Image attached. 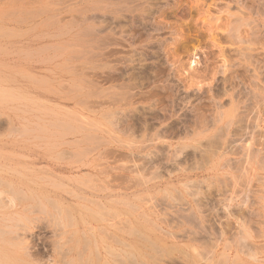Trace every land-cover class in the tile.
<instances>
[{"label": "rangeland", "instance_id": "rangeland-1", "mask_svg": "<svg viewBox=\"0 0 264 264\" xmlns=\"http://www.w3.org/2000/svg\"><path fill=\"white\" fill-rule=\"evenodd\" d=\"M122 1L0 0V182L33 189L0 185V264H14L25 205L42 226L34 264L68 263L73 243V264H264V0L222 4L244 18L220 27L242 42L210 60L209 37L178 34L203 16L186 18L194 0ZM149 2L157 46L141 30L129 48L132 14L111 10ZM197 135L210 140H185Z\"/></svg>", "mask_w": 264, "mask_h": 264}, {"label": "bare ground", "instance_id": "bare-ground-1", "mask_svg": "<svg viewBox=\"0 0 264 264\" xmlns=\"http://www.w3.org/2000/svg\"><path fill=\"white\" fill-rule=\"evenodd\" d=\"M108 1H110V0H108ZM116 1H118V0H116ZM120 1V0H119ZM130 0H123L122 2H120V4H122V5H125V3H128ZM176 1V0H175ZM226 1H228V0H194L193 2L192 1H189V2H186V3H183L182 5L183 6H185V8H187V11H186V18H188V17H190V15L193 13V12H196V13H198V15L200 14V15H203V16H201V17H199L198 19H191L190 21H188V23H186V26H184V27H182V30L180 31V32H178V34L179 35H184V34H186L188 37L186 38V39H189V38H192V39H204L205 37H209L210 39L208 40L209 42H212L214 45V48H213V50H210L209 52H207L208 53V55H211L210 57H208V59L210 60V59H214V58H216V56L214 55V53H218L219 54V56L220 57H222V58H225L226 56H225V54H226V52H228L227 50L231 47V45H233L234 46V44L235 45H237L236 43H238L239 41H241L242 42V39L240 38V36H238L237 35V38H238V40H236V38H234V36H229L228 35V33L226 32V31H224L223 29H221L220 27H226V28H232L233 26H234V29H236L235 31L236 32H238V30H240V27L242 26V23H243V21H244V18H242V17H240L239 15L237 16V22L239 21V23L240 24H232L231 22H232V20L230 21V20H226L225 19V17H224V15H225V13H227L228 14V12L230 11V5L229 6H227V7H222V4H224ZM232 1V3H234L235 2V4L236 3H238V2H240V0H231ZM231 1H230V3H231ZM242 1V0H241ZM104 2V1H103ZM105 2H106V0H105ZM107 3H109V2H107ZM153 2H149V4H148V8L147 9H145V10H143V12L141 13L140 12V9H138V10H132L131 8H127L126 6H124V7H121L120 8V10H111L114 14L117 12V13H119V12H121V11H128V12H130L131 14H132V24L130 25V28H129V31H130V34L129 35H127V37L125 38L124 37V39H125V43H126V46L127 47H129V48H132L134 45H136V44H134V43H137V38H138V36L140 37L142 34L140 33V32H142L141 30H145V33H146V39L143 41V40H141L142 41V43H146L147 45H145V46H147L148 48H153L154 47V45H155V40H154V36H153V34L152 33H154V32H159L160 30H163L161 27V24L159 23V22H154V21H152L151 19V17H152V15H153V12H152V10H153V4H152ZM106 4V3H105ZM228 4V3H227ZM239 4V3H238ZM237 4V5H238ZM107 5V4H106ZM115 5H116V3H115ZM118 5V4H117ZM225 5V4H224ZM109 6H111V5H109ZM108 6V7H109ZM120 6V5H119ZM182 6V7H183ZM226 6V5H225ZM107 7V6H106ZM107 8H100V12L102 11H105ZM106 11H108V10H106ZM214 12H217L218 14H220V16H216L215 14H214ZM135 13H137V14H135ZM117 17V16H116ZM119 17V16H118ZM228 17V16H227ZM229 17H230V15H229ZM203 23L202 24V26L200 27V28H197V29H195V31L193 32V31H190V26H191V24H194L195 23V25H197V24H200V23ZM197 23V24H196ZM184 25H185V22H184ZM231 25H233V26H231ZM244 25V24H243ZM232 30V29H231ZM228 31V30H227ZM144 33V32H143ZM144 33V34H145ZM195 33V34H194ZM196 33H197V35H196ZM139 34V35H138ZM143 34V35H144ZM138 35V36H137ZM156 35V34H155ZM157 36V35H156ZM155 39H157V38H155ZM177 38H174V40H176ZM157 40H159V38L157 39ZM140 41V40H139ZM138 41V42H139ZM140 41V42H141ZM161 41V40H160ZM159 41V42H160ZM237 41V42H236ZM141 43V44H142ZM158 43V42H157ZM240 43V42H239ZM158 44H160V43H158ZM228 44H231V45H228ZM155 46H157V45H155ZM155 48V47H154ZM153 48V49H154ZM237 48V47H236ZM152 49V50H153ZM238 49H239V46H238ZM149 50V49H148ZM235 50V49H234ZM241 50V49H240ZM240 52V51H239ZM213 53V54H212ZM238 54H240V53H238ZM228 61V60H227ZM230 61V60H229ZM225 62H226V60H225ZM231 63V62H230ZM228 65V64H227ZM206 68V67H205ZM211 71V67L209 66V67H207V69H206V71L205 72H203L202 73V75H204V76H206V73H208V72H210ZM212 71H213V77L215 78V76H216V74H217V71L216 70H214V69H212ZM225 71V70H224ZM229 71V70H228ZM234 71V70H233ZM227 73V72H226ZM234 73V72H233ZM229 76V75H228ZM232 77V76H231ZM225 78H226V76H225ZM225 78H224V80L223 81H225ZM136 81H134V83H135ZM226 82V81H225ZM131 84L132 86H131V88L132 89H136V84ZM138 88V87H137ZM162 91L163 92H168V91H171L172 90V88L169 86V85H163L162 86ZM163 92H160V91H157V90H150V91H148L147 92V94H148V97H150L151 95H154V94H156V95H158V94H162ZM173 94V93H172ZM142 95H143V93H142ZM143 97V96H141V95H138V93L137 94H132V99H134L133 101H135V99H138L137 97ZM153 97V96H152ZM196 116V115H195ZM238 116V115H237ZM236 116V117H237ZM239 117V116H238ZM243 118V117H242ZM241 119V118H240ZM208 122V120L207 119H205V118H202V117H199V119L198 120H196V124L197 125H199L200 126V129H203V127H204V125L206 126L207 123ZM135 126V125H134ZM174 132V131H173ZM198 137V138H197ZM205 139H207V138H205L204 136L202 137L201 135H197L196 137H194V138H192V139H188V138H186L185 140L186 141H188V142H199L198 140H205ZM164 139H161V138H158V137H154V138H150V140H146V141H150L151 143H153V144H159V143H163L164 144V141H163ZM207 140H210L209 138L207 139ZM184 141V140H183ZM166 142V141H165ZM168 142H166V144H167ZM170 143V142H169ZM171 144V143H170ZM169 145V144H168ZM170 146V145H169ZM14 153V152H13ZM12 153V154H13ZM63 153V152H62ZM62 169H64V168H62ZM96 169V168H95ZM60 170V169H59ZM124 170V169H123ZM95 171V170H94ZM15 172V171H14ZM121 172V171H120ZM20 174V173H19ZM87 175V174H86ZM17 176H18V174H17ZM22 176H24L23 174H22ZM89 176V175H88ZM13 177V176H12ZM90 177H92V176H90ZM89 177V178H90ZM122 177H124V176H122ZM121 177V178H122ZM1 178V177H0ZM14 178V177H13ZM26 178V177H25ZM24 178V179H25ZM88 178V179H89ZM94 178V177H93ZM92 178V179H93ZM115 178H117V177H115ZM130 178V177H129ZM26 179H28V178H26ZM131 179V178H130ZM16 180V179H15ZM91 180V179H90ZM27 181H29V180H27ZM26 182V181H25ZM124 182H125V180H124ZM128 182V181H127ZM126 182V183H127ZM22 183V182H21ZM21 183H17L16 181H14V179H11V177L9 178V179H7V182H5V183H1L0 182V185H7V186H9L11 189H12V193H14V192H16V190L20 187V189H22L23 191H25V189L27 190V192L29 191V184H27V186L29 187V188H25V187H23L24 186V184H21ZM28 183V182H27ZM18 185H19V187H18ZM127 185H129V183L127 184ZM126 185V186H127ZM112 186V185H111ZM129 187H130V185H129ZM3 188V187H2ZM123 188V187H122ZM5 189V188H4ZM31 189V188H30ZM127 189H129V188H127ZM2 190V189H1ZM33 189H31V191H32ZM126 190V189H125ZM2 192H3V190H2ZM7 192V191H6ZM19 192V191H18ZM26 192V191H25ZM10 193V192H9ZM31 193V192H30ZM33 193V192H32ZM35 194H36V192H35ZM128 194V193H127ZM1 195V194H0ZM15 195V194H14ZM26 195H27V193H26ZM28 196H30V195H28ZM33 196V195H32ZM37 196H38V200H40L39 202H40V204H41V206H39L41 209H43V211L45 212V210H44V208L46 209V211H47V213L48 212H50V208L48 207V206H46V203L43 201V200H41V197H39V195L37 194ZM41 196V195H40ZM56 196V195H55ZM55 196H53V197H55ZM63 196V195H62ZM130 195H128V197H129ZM50 197V196H49ZM105 197V196H104ZM126 197V196H125ZM35 198V197H34ZM66 198V197H65ZM106 198V197H105ZM30 199V198H29ZM57 199H59V196H58V198ZM62 199V198H61ZM104 199V198H103ZM102 198H101V200H103ZM126 199V198H125ZM24 200L26 201V199L24 198ZM28 200V199H27ZM32 200V199H31ZM34 200V199H33ZM65 200H67V199H65ZM100 200V199H99ZM37 201V200H36ZM47 202L49 201V200H46ZM54 202V200H51V202ZM62 201H63V199H62ZM97 201V200H96ZM27 202V201H26ZM107 201H105V203H106ZM35 203V202H34ZM57 203H60L59 202V200L57 201ZM62 203H64V202H62ZM62 203H61V205H62ZM67 203V202H66ZM98 203H100V202H98ZM11 204H12V202H11ZM28 204H31V203H28ZM56 204V203H55ZM68 204V203H67ZM103 204V203H102ZM107 204H108V202H107ZM2 205H5L4 204V201H0V207L2 206ZM35 205H38V204H35ZM59 205V204H58ZM61 205H60V207H61ZM6 206V205H5ZM5 206H3V208L5 207ZM23 206V205H22ZM29 205H25V206H23L24 208H22L23 210H22V212L24 211V213L26 212V213H29L28 215H26L25 216V222H24V225H23V229H22V231L24 232V235H23V238H19L18 237V239H17V237H15V238H12L10 241L12 242V243H14L15 245H13V246H15L14 248H15V255L16 256H14L13 255V258L11 259V262H14V264H34V259H32L33 257H37L38 255L37 254H35L34 252H38V249H37V247H39V244L37 243V238H36V240L34 239L35 238V236H36V234H37V232H38V229H41L42 228V226H33V222H35L36 220H39V218H36L35 217V215H34V211L33 212H30V210H32L31 208L33 207V206H31V208L30 207H28ZM35 207V206H34ZM59 207V208H60ZM69 207L70 208H73L72 206H70V204H69ZM40 208H38V209H40ZM68 208V207H67ZM69 208V209H70ZM9 209H11V208H9ZM58 208L56 207V210H57ZM61 209V208H60ZM58 210V212H60L61 210ZM14 210V209H13ZM34 210V209H33ZM66 210V209H65ZM72 210H74V209H72ZM15 212H13L12 214H16V213H18L19 212V209H17V208H15V210H14ZM52 211V210H51ZM67 211V210H66ZM65 211V212H66ZM75 211V210H74ZM73 211V212H74ZM10 212H12V209H11V211ZM9 212V213H10ZM62 212V211H61ZM69 212V211H68ZM6 214V216L7 217H11L12 215L11 214ZM20 213V212H19ZM18 213V214H19ZM67 213V212H66ZM42 214H43V212H42ZM45 214V213H44ZM49 214V213H48ZM53 214H54V212H53ZM68 214V213H67ZM69 214H70V212H69ZM59 215V214H58ZM73 215V214H72ZM74 215H77V213L75 212V214ZM43 216V215H42ZM63 216V215H62ZM65 216H67L66 214H65ZM67 217H69V216H67ZM71 217V216H70ZM77 217V216H76ZM47 218V217H46ZM58 218H59V216H58ZM72 218V217H71ZM5 218H3V219H0V220H4ZM52 219V218H51ZM57 219V218H56ZM67 219V218H66ZM69 219V222L71 221L70 220V218H68ZM74 219H76V218H74ZM49 220V219H48ZM53 220V219H52ZM73 220V219H72ZM60 221V220H59ZM62 221V220H61ZM4 222V221H3ZM2 222V223H3ZM50 222V221H49ZM53 222H55L56 223V221H53ZM67 222V221H66ZM54 223V224H55ZM66 224V223H65ZM3 226V225H2ZM47 227H51V225H50V223H48L47 224ZM36 230V231H35ZM79 232V231H78ZM14 233V231H13V228L11 229V230H9V231H6V232H3V234H2V236H5V235H11V234H13ZM61 233V232H60ZM80 233V232H79ZM78 233V234H79ZM73 234V233H72ZM77 234V235H78ZM74 235V234H73ZM76 235V232H75V236H77ZM1 236V237H2ZM26 237H30L31 239H30V241H27L25 238ZM82 241H84V239L82 240ZM88 241V240H87ZM79 243H80V241H79ZM74 244L75 243H73V246H71L69 249H68V253H67V259H69V261H68V263H66V264H73L72 263V261H73V259H75L76 258V255L77 254H79L77 251H76V249H75V247L76 246H74ZM88 244H90V243H88ZM79 245V244H78ZM85 245H87V244H85ZM54 247H53V250H54V252L56 253V254H60V252H59V249L56 247V245H53ZM84 246V245H83ZM99 247V246H98ZM59 248H61V247H59ZM83 248V247H82ZM86 248V247H85ZM90 248H91V246H90ZM84 249V248H83ZM83 249H81V250H83ZM33 250V251H32ZM92 250V249H91ZM89 251V250H88ZM83 252H84V250H83ZM83 252H82V254H83ZM93 252V251H92ZM101 252V251H100ZM94 253V252H93ZM101 254V253H100ZM61 255H64V254H61ZM91 255V254H90ZM96 255V254H95ZM77 256H79V255H77ZM79 258V257H78ZM62 260V259H61ZM64 260V259H63ZM64 262H65V260H64Z\"/></svg>", "mask_w": 264, "mask_h": 264}]
</instances>
